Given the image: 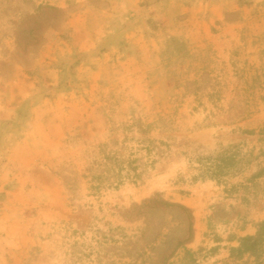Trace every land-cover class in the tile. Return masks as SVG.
I'll use <instances>...</instances> for the list:
<instances>
[{"label": "rangeland", "instance_id": "obj_1", "mask_svg": "<svg viewBox=\"0 0 264 264\" xmlns=\"http://www.w3.org/2000/svg\"><path fill=\"white\" fill-rule=\"evenodd\" d=\"M119 1L0 0V264H264V0Z\"/></svg>", "mask_w": 264, "mask_h": 264}, {"label": "trees", "instance_id": "obj_2", "mask_svg": "<svg viewBox=\"0 0 264 264\" xmlns=\"http://www.w3.org/2000/svg\"><path fill=\"white\" fill-rule=\"evenodd\" d=\"M227 161L226 159H222V162ZM216 167H219L217 165ZM257 238L253 236L243 237L241 238V244L238 248L232 249V252L242 253V252H250L255 253V247L257 243Z\"/></svg>", "mask_w": 264, "mask_h": 264}, {"label": "crops", "instance_id": "obj_3", "mask_svg": "<svg viewBox=\"0 0 264 264\" xmlns=\"http://www.w3.org/2000/svg\"><path fill=\"white\" fill-rule=\"evenodd\" d=\"M107 1H108V3H111V0H107ZM117 1L120 2L119 0H117ZM123 1L125 2L126 0H123ZM31 132H32V131H28V134H27V136H26L27 138H30V137H31V135H32ZM20 143H25V141H24V140H20ZM15 147H16V146H13L12 148H10V150H15V149H14ZM10 160H12V161H13V160H16V155H15V157H13V155H12V157H11ZM8 166H10V164H9ZM11 179L14 181V176L11 177L10 180H11ZM4 182H5V181H4Z\"/></svg>", "mask_w": 264, "mask_h": 264}]
</instances>
